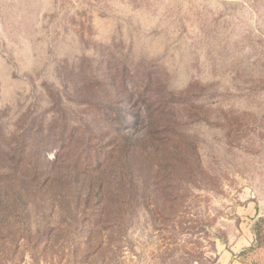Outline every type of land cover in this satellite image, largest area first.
I'll return each instance as SVG.
<instances>
[{"label": "rangeland", "instance_id": "1", "mask_svg": "<svg viewBox=\"0 0 264 264\" xmlns=\"http://www.w3.org/2000/svg\"><path fill=\"white\" fill-rule=\"evenodd\" d=\"M0 264H264V0H0Z\"/></svg>", "mask_w": 264, "mask_h": 264}, {"label": "trees", "instance_id": "2", "mask_svg": "<svg viewBox=\"0 0 264 264\" xmlns=\"http://www.w3.org/2000/svg\"><path fill=\"white\" fill-rule=\"evenodd\" d=\"M135 129H138V125H135ZM140 141H145L150 144V137L148 136V134H143V136L140 137Z\"/></svg>", "mask_w": 264, "mask_h": 264}]
</instances>
